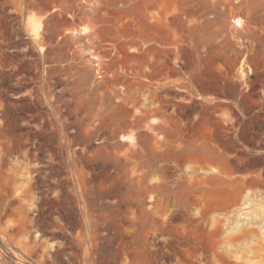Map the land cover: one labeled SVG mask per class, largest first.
I'll return each mask as SVG.
<instances>
[{
	"label": "rangeland",
	"instance_id": "374dc122",
	"mask_svg": "<svg viewBox=\"0 0 264 264\" xmlns=\"http://www.w3.org/2000/svg\"><path fill=\"white\" fill-rule=\"evenodd\" d=\"M249 190L264 0H0V264H264Z\"/></svg>",
	"mask_w": 264,
	"mask_h": 264
},
{
	"label": "bare ground",
	"instance_id": "6f19581e",
	"mask_svg": "<svg viewBox=\"0 0 264 264\" xmlns=\"http://www.w3.org/2000/svg\"><path fill=\"white\" fill-rule=\"evenodd\" d=\"M143 1H145L146 2V6L147 7H152L153 6V4L155 3V1L156 0H143ZM34 19V18H33ZM233 23H234V26H238V27H243V25H244V22H245V20L242 18V17H240V16H235L233 19ZM156 23H157V20H156V18H152V19H150V21H149V23H148V26H149V28H151V29H153L151 32H148V36L150 37L151 35H153V31H154V28H155V25H156ZM30 29H31V31H32V33L34 34V36L36 37V38H38V37H40L41 36V30H42V23L40 22V21H35V20H31L30 21ZM89 27L87 26V25H84V26H82L81 27V29H79V31L81 32V33H87V32H89ZM92 57L93 58H95V59H97V55L96 54H92ZM99 64V63H98ZM240 70H241V74L243 75V76H245L247 73L245 72V66H244V63H241L240 64ZM99 71V74H100V71L101 70H98ZM104 72H106L105 70H104ZM107 73V72H106ZM115 74H113V76H114ZM146 100H148L147 99V97L145 98ZM144 106L145 107H147V104H144ZM153 120H155V121H157V118H153ZM122 138L123 139H126V140H130V141H133V136L131 135V134H124V135H122ZM187 168L188 169H192L193 167L192 166H190V165H187ZM226 168V166L224 167V169ZM193 171L195 172V173H199V172H201V173H203L204 175H208V176H206L205 178H203L202 180H201V183H208L209 181H211L212 179V181H214L215 179L216 180H223L224 178L222 177V175H220V173L222 172V170H221V168L219 167V165H212V166H200V167H195V168H193ZM227 171V170H226ZM210 174H212V175H210ZM215 178V179H214ZM187 179H188V181H190L191 182V178L190 177H187ZM219 182V181H218ZM250 190L248 191V193L244 196V198H243V203L241 204V206L239 207V210L237 211V213H236V216H237V220L234 222V225H230V223H226V224H228L227 225V232L228 233H231L232 231H235V232H237V231H240V230H243L244 229V227H247V226H249L250 224L251 225H258V231H259V233H258V241L260 242V241H263L264 240V223L263 224H261V222H259V221H252L250 224L249 223H244V222H241L240 221V219H242V218H246L247 216H248V214H247V212L246 211H244L243 209H245L246 207H248L252 202H255V199H253L252 198V195H250ZM257 205H260V203H257ZM261 205H263V202H261ZM261 207H263V206H261ZM261 213H264V209H261V210H259ZM259 213H257L256 215H258ZM264 218V217H263ZM218 221H220L219 220V218H214V220H213V223H212V225L214 226V227H216L217 225H216V223L218 222ZM233 257L231 256V254L230 253H227V255H225V256H223V257H221V259H218V260H216L215 262H216V264H240V263H237V262H235L233 259H232ZM246 264H247V262H246ZM249 264V263H248Z\"/></svg>",
	"mask_w": 264,
	"mask_h": 264
}]
</instances>
